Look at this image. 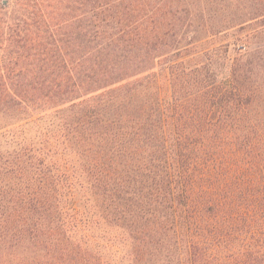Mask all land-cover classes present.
<instances>
[{
    "label": "trees",
    "instance_id": "1",
    "mask_svg": "<svg viewBox=\"0 0 264 264\" xmlns=\"http://www.w3.org/2000/svg\"><path fill=\"white\" fill-rule=\"evenodd\" d=\"M0 264H264V0H0Z\"/></svg>",
    "mask_w": 264,
    "mask_h": 264
}]
</instances>
